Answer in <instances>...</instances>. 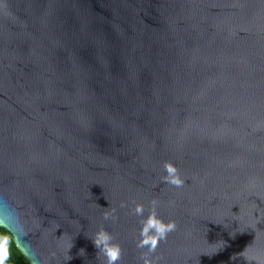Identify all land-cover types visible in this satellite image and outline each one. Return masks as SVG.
Returning <instances> with one entry per match:
<instances>
[{
	"label": "water",
	"instance_id": "water-1",
	"mask_svg": "<svg viewBox=\"0 0 264 264\" xmlns=\"http://www.w3.org/2000/svg\"><path fill=\"white\" fill-rule=\"evenodd\" d=\"M153 201L176 228L149 259L264 264V0H0L15 246L30 264H106L103 228L117 264H144Z\"/></svg>",
	"mask_w": 264,
	"mask_h": 264
},
{
	"label": "clouds",
	"instance_id": "clouds-1",
	"mask_svg": "<svg viewBox=\"0 0 264 264\" xmlns=\"http://www.w3.org/2000/svg\"><path fill=\"white\" fill-rule=\"evenodd\" d=\"M164 169L166 175L164 176V181L170 183L176 187H182L184 181L179 177L178 169L171 163L165 162ZM156 201L152 202V212L146 217L141 219V239L137 243L138 248H147L148 253H142L141 259L144 264H158V257L149 259L148 254L154 253L156 248L159 246L161 241L166 240L167 234L174 231L176 228L175 222H163L156 215ZM122 208L126 207V202H121ZM134 213L137 216L144 217L143 205L137 204ZM104 218L107 220L111 218L109 213H105ZM112 235L101 228L93 241L96 249L102 252L106 257V264H117L119 260L122 259V249L119 244L113 243ZM10 234L6 231H0V264H7L10 259Z\"/></svg>",
	"mask_w": 264,
	"mask_h": 264
},
{
	"label": "trees",
	"instance_id": "trees-1",
	"mask_svg": "<svg viewBox=\"0 0 264 264\" xmlns=\"http://www.w3.org/2000/svg\"><path fill=\"white\" fill-rule=\"evenodd\" d=\"M0 231H6L7 233H9L5 228L1 226H0ZM10 240L12 241V243L10 244V259L7 262V264H30L28 260L19 251V249L15 246L11 234H10Z\"/></svg>",
	"mask_w": 264,
	"mask_h": 264
}]
</instances>
